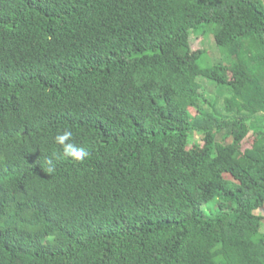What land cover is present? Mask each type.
Returning <instances> with one entry per match:
<instances>
[{
    "label": "trees",
    "instance_id": "16d2710c",
    "mask_svg": "<svg viewBox=\"0 0 264 264\" xmlns=\"http://www.w3.org/2000/svg\"><path fill=\"white\" fill-rule=\"evenodd\" d=\"M263 209L264 0H0V264H264Z\"/></svg>",
    "mask_w": 264,
    "mask_h": 264
},
{
    "label": "rangeland",
    "instance_id": "374dc122",
    "mask_svg": "<svg viewBox=\"0 0 264 264\" xmlns=\"http://www.w3.org/2000/svg\"><path fill=\"white\" fill-rule=\"evenodd\" d=\"M190 43H191V49H192L193 53L196 54V56L203 57L206 53H209L208 56L205 57V61H206V63H208V64H206V66L210 65L212 63V61L214 62V59H217L215 56H213V51H214L213 39L192 36ZM219 53L221 54V52L218 49H216L215 55L218 56ZM223 55L226 56L225 54L222 53V55L219 57H222ZM202 64L205 66V63H202ZM223 77L225 79H230L231 75L226 72V73H223ZM202 83H203L206 91L210 93L212 98L213 97L215 98V95H216L215 94V90H216L215 86L212 85L211 83H209L205 79L202 80ZM209 99H210V97H209ZM221 104H222V102L220 103V105ZM221 107H222V105H221ZM219 110H221V109H219ZM199 141L200 140L198 139V137L194 141H191L190 146H188V150H192L195 148H196L195 150H197V148L200 145H202V143ZM198 144H200V145H198ZM251 144H252V140L251 139L247 140L243 144V149L245 150V149L249 148ZM198 150H201V148L199 147ZM259 214L262 215V217H264V209L261 212H259Z\"/></svg>",
    "mask_w": 264,
    "mask_h": 264
},
{
    "label": "clouds",
    "instance_id": "9594fccd",
    "mask_svg": "<svg viewBox=\"0 0 264 264\" xmlns=\"http://www.w3.org/2000/svg\"><path fill=\"white\" fill-rule=\"evenodd\" d=\"M74 139L71 130L65 129L62 132H58L54 138V142L61 146L65 157L74 161L83 162L89 153L82 147H77L71 141ZM52 171V169H49Z\"/></svg>",
    "mask_w": 264,
    "mask_h": 264
},
{
    "label": "crops",
    "instance_id": "0c3cea01",
    "mask_svg": "<svg viewBox=\"0 0 264 264\" xmlns=\"http://www.w3.org/2000/svg\"><path fill=\"white\" fill-rule=\"evenodd\" d=\"M262 211V210H261Z\"/></svg>",
    "mask_w": 264,
    "mask_h": 264
}]
</instances>
